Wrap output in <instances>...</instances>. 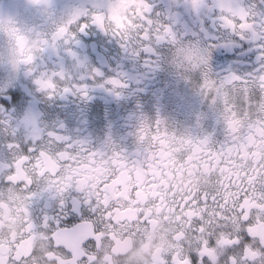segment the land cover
<instances>
[{"label":"flooded vegetation","instance_id":"flooded-vegetation-1","mask_svg":"<svg viewBox=\"0 0 264 264\" xmlns=\"http://www.w3.org/2000/svg\"><path fill=\"white\" fill-rule=\"evenodd\" d=\"M207 2L211 5L212 0ZM141 3L151 5L152 10L138 15ZM223 3L227 9L223 13L216 8L197 15L190 0H52L50 9L31 0H0V86L13 82L0 100L12 92L23 97L22 107L9 100L8 112L0 110V264H82L81 243L93 235L97 247L91 250L89 246L91 264H169L168 257L172 264H190L193 252L206 257L208 264H227V257H239L242 252L225 244L229 237L241 234V208L257 221L251 246L264 251L260 219L264 217V140L252 136L245 143L242 137L248 129L243 124L242 132L229 134L223 101L213 106L215 93L202 92L195 76L203 70L208 46L211 79L220 82L232 74L246 78L256 71L259 41L264 38V4L260 0ZM121 4L126 7L119 13V23L128 21L123 28L112 18L113 7ZM77 9L107 16L105 28L91 26L79 33L73 23L54 40L58 28ZM242 10L248 12L244 23L252 25L250 29L240 27ZM222 15L234 28L226 27ZM149 19L152 24L146 23ZM169 26L179 44L156 41L162 28ZM10 27L29 39L31 63L24 62L29 52L22 53L6 35ZM149 46L157 52L142 51ZM71 53L86 57L87 65L82 66ZM97 68L103 77L95 74ZM61 71L64 78L53 76ZM109 79L128 87H98ZM49 80L56 85L54 92L44 87ZM84 85L91 99L79 91ZM65 87L72 91L64 93ZM241 87L237 85L229 95L237 105L238 118L246 123L247 109L239 107ZM115 92L121 93L120 99ZM28 107L29 116L22 118ZM252 118L256 119L255 114ZM158 119L165 122L159 132ZM144 120L150 125L151 148L147 138L139 140ZM60 124L65 127L61 129ZM49 132L69 139L57 142L49 139ZM166 133L194 142L211 135L207 151L221 159L210 163L207 152L201 154L203 158L187 155L191 147L187 144L178 145L176 155L163 153L168 145L155 137ZM109 137L112 143L105 146ZM77 140L85 143L77 144ZM9 143L14 145L11 149ZM57 144L62 150H57ZM138 144L147 155L137 153ZM16 145H29L35 151L25 154ZM117 154L119 162L112 159ZM204 192H215L218 200L222 194L221 208L211 199L189 210L191 215L173 216L160 207L161 199L171 202ZM101 194L104 208L114 205L110 214L119 227L109 225L96 233L94 219L100 212L82 216L78 210L82 201ZM60 200L69 206L61 209ZM229 212L231 220L226 218ZM45 215L53 217L49 226L43 222ZM240 238L243 241L242 234Z\"/></svg>","mask_w":264,"mask_h":264},{"label":"snow or ice","instance_id":"snow-or-ice-1","mask_svg":"<svg viewBox=\"0 0 264 264\" xmlns=\"http://www.w3.org/2000/svg\"><path fill=\"white\" fill-rule=\"evenodd\" d=\"M31 3L35 4L36 6H44L47 8L52 7V0H31ZM261 4H264V0H260ZM126 7V5L121 4L118 6H114L112 9V18L113 20L117 21V27H125L128 24V21H125L123 24L119 23V13L121 9ZM136 5H133V9H135ZM141 12L138 13V15H143L144 12H150L152 10V6L149 4L141 3L139 5ZM190 7L197 15H200L202 11L207 9L208 11H212L213 9L219 8L221 12L223 13L226 11V7L223 3V0H212L211 5L207 2V0H190ZM248 12L246 10H242L240 13V27L241 29H250L253 26L244 23V21L247 19ZM107 19V16H101V15H90L88 10H75L69 21L65 26L59 27L56 33L53 36V39L56 40L60 36L65 35V33L68 32V27L71 24L77 25V31L79 33H86L89 27L96 26L101 29L105 28L104 21ZM173 19V17L170 15L169 20ZM221 19L225 20L226 27H233V22L230 20H227L226 17L223 15L221 16ZM2 23V21H0ZM13 22L9 20V24H12ZM147 24H152V20H147ZM135 26V25H133ZM264 27V25H262ZM6 35L11 39L14 40L16 43V47L23 53L25 51H28L29 54L25 57L26 63H31L33 60V56L31 55V47H30V41L29 39L21 33V31L17 28L10 27L5 30ZM250 34V33H248ZM235 36V35H234ZM145 40L149 39V34L146 33L144 36ZM167 40L169 44L176 45L179 44L180 41L177 39L176 34L173 32L172 28L164 27L162 28L161 32L157 35L156 41L158 43H161L163 41ZM47 43V41H45ZM261 47H260V56L259 59V67L256 69L255 72L249 73L246 78L241 77L239 75L232 74L229 77L225 78L223 81L217 82L210 77L211 72V58H212V51L211 46H208V48L205 51V59L204 64L202 65L203 70H197L195 76L199 83L200 90L202 92L207 93L208 90H212L215 95L213 97V106L216 104L217 100H222L224 104V111H223V121L226 124V131L229 134H236L237 132H242L243 128L241 125L243 124L244 128H247L248 131L244 132L243 139L245 140V143H247L249 140L252 139V136H255L258 140H264V38H262L259 41ZM76 44L80 45V40H76ZM143 52H150L155 54L157 52L156 48H153L151 46L145 48L142 50ZM74 57H76L79 61V63L84 66L87 65V58L84 57L83 59H80L76 56V53H71ZM140 52H137L136 55H140ZM157 65H159V58L157 60ZM94 72L97 76L103 77V72H101L98 68L94 69ZM53 76H59L61 78H64L65 73L63 71L59 73H53ZM81 79H84L83 76H81ZM39 83V81H37ZM105 84H111L118 87H128L127 84H123L120 80L117 79H109L106 80L105 83L99 84L98 87L104 88ZM237 85H242L240 88V105L239 107L241 109H247L248 116L246 117V123L244 121H241L238 118L237 114V105L232 104L229 92L235 88ZM13 87V82L11 80L6 81L2 86H0V94H7L10 92V89ZM44 87L46 89H49L51 91H55L56 85L51 80H49ZM225 88L228 89V91H225ZM72 91L71 88L65 87L63 89L64 93H68ZM79 91L82 92L85 99H91L88 95V86L84 85L82 87H79ZM107 91H112V89H107ZM114 95L120 99L121 93L115 92ZM48 99H51V96L47 97ZM9 100L12 104L17 105L18 107H22V101L23 97L19 93L12 92L10 96L7 99L0 100V110L3 112H8L9 108ZM231 105V106H229ZM15 111V110H13ZM35 113V110H32V114ZM29 107L24 109L22 112V118H27L29 116ZM240 114H243L242 112ZM252 114H255L256 119L252 118ZM40 116H43V113L41 112L39 114ZM156 130L159 132L160 126L164 124L165 122L162 120H157L156 122ZM65 126L63 124H60V128L63 129ZM150 125L147 122V120H144L143 124L141 125V133L142 135L139 137L140 141H144L145 138H147L148 146L151 148V141L152 136L151 132L149 131ZM251 134V135H250ZM49 136V139H54L55 141H66L69 139L67 136H56L54 132L47 133ZM157 142L160 140H163L168 146L163 149V153H172V155H176L175 149L179 145L180 147H184L185 144L191 146L190 152L187 155H191L192 153L197 154L199 158H203V155L205 152H207V157L209 159V162H213L216 160L221 159L220 155L217 153H213L211 151H207L208 148L212 146V136L208 135L203 137L202 139H199L198 141H193L190 137H183L180 140H176L175 135L169 137L167 133L164 136L157 135L155 137ZM77 144H83L85 141L77 140ZM111 137H109L105 141V146L111 145ZM14 145L12 143L8 144V147L11 149ZM16 147H22L23 152L25 154L35 151V148L29 146V145H16ZM157 147H159V143H157ZM57 150H62L61 146L57 144ZM232 151V149H229V152ZM137 153H143L144 155H147L145 152V149L142 144H138L137 147ZM162 153V154H163ZM172 155H169L167 158L171 159ZM113 160H116L119 162V154L114 155ZM156 159H160V157H156ZM184 157H181V160H183ZM223 162V161H222ZM111 163V161H109ZM248 195V193H245L243 197L240 198V202L242 203L245 199V197ZM103 198V194H101L99 197L96 198H89L85 201H82L79 207L78 212L85 216L88 212L97 213L100 212L99 217H95L94 219V232L99 233L103 230H105L109 225L117 226L119 225L115 224V221L113 220V216L111 213L112 207L114 205H110L107 208H104L103 205L100 203V200ZM211 199L212 203L216 205L218 209L221 208V201L223 199V195H220V199H217V194L215 192L209 193L204 192L202 194L198 195H192V194H186L182 196L179 200H173L171 202H168L164 199H161L160 201V207L162 209H167V211L175 216L176 214H183L184 212H189V215L192 214V211L189 210H196L199 208V206L203 203L204 205H207V201ZM60 207L61 209L68 207L66 201L60 200ZM74 207V206H73ZM101 209H103L101 211ZM75 210V208H74ZM235 211V209H233ZM141 217L144 216V213L141 212ZM238 217L242 222V230L241 234L243 235V241H241L240 235L238 234L236 237H229L227 240H225V244L230 248L240 247L242 252L239 257L236 255H230L227 257V264H264V251L253 248L251 246V241L253 239H256V237L253 235L254 232V226L256 225L257 221L250 215H247V209L241 208ZM106 218V219H105ZM226 218L231 220L232 214L226 213ZM187 219V217H185ZM261 222H264V217H261ZM53 221V217L50 218L47 215L43 217V222L45 223V226H49V222ZM87 222H92V220H88ZM144 224L148 223V220L143 221ZM203 220L199 221V230L203 231ZM58 228V227H57ZM211 243L215 244V240H212ZM89 246H91V250H95L97 247V237L96 235L89 236L87 239L82 241L81 248L84 249L85 254L81 257L82 264H91L92 257L89 253ZM69 255H71V252L69 251ZM169 264H172L171 257H168ZM188 261L190 264H208L206 257H201L198 252H193L189 254Z\"/></svg>","mask_w":264,"mask_h":264}]
</instances>
